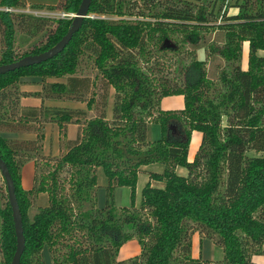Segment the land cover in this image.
<instances>
[{"label":"trees","instance_id":"obj_1","mask_svg":"<svg viewBox=\"0 0 264 264\" xmlns=\"http://www.w3.org/2000/svg\"><path fill=\"white\" fill-rule=\"evenodd\" d=\"M81 2L63 0L57 7L76 14ZM29 5L0 0V65L48 50L72 24L66 16L5 10ZM212 33L221 39L207 40ZM177 35L195 53L173 77L157 75L153 61L157 53L173 50ZM246 43L248 68L243 69ZM200 49L204 59L196 54ZM260 51L264 0H92L88 17L61 53L1 74L0 156L23 214L26 247L20 264H47L44 249L51 264H257L254 258L264 254ZM215 57L224 62L217 78L208 70ZM86 60L105 80L107 94L95 91L99 75L84 74ZM23 78H34L40 89L22 91ZM175 95L184 97L182 109L161 108L164 98ZM27 97L40 99V105L23 104ZM90 111L96 113L89 117ZM72 123L78 125L77 136L68 139ZM153 123L160 124L159 140L151 138ZM46 124L58 131L57 154L45 153ZM194 131L203 137L190 161ZM31 160H36L34 186L26 190L22 169ZM154 163L164 170L149 173L136 204L139 174ZM99 167L109 180L103 207L97 204ZM0 178V264H12L17 232L1 171ZM123 186L131 189L129 207L115 204V189ZM40 193L49 203L33 211ZM203 231L223 249V260L193 257V236ZM132 239L139 242L140 255L120 259L121 247Z\"/></svg>","mask_w":264,"mask_h":264},{"label":"rangeland","instance_id":"obj_2","mask_svg":"<svg viewBox=\"0 0 264 264\" xmlns=\"http://www.w3.org/2000/svg\"><path fill=\"white\" fill-rule=\"evenodd\" d=\"M63 0H27L28 4H30L25 9H19L18 13H28L29 15H36L41 17H48V18H61L64 11L60 10L58 5L61 4ZM204 2H211L212 0H202ZM42 5L43 8L37 9L31 5ZM49 7H57L55 9H49ZM230 12H235V7L229 8ZM181 35L173 36V40L176 43H171L170 45L173 46V50H167L163 53H157L158 59L153 61V64L155 67L158 66L159 71L157 72V75H168L170 77H173L178 73V68L181 65V62L184 61L187 63L191 57L194 55V47L191 44H188L186 42L182 41ZM221 38L219 37V33H212L207 35V40H214L215 42L219 41ZM178 45V46H177ZM248 44H244L243 48V58H242V67L243 69L248 68ZM199 59H204V50L200 49L196 52ZM84 69L86 72L84 74H88L94 78L96 75H99L96 79L97 86L95 87L96 93L99 95H103L104 93L107 94V88L105 87V80L100 76V74H97L98 71L93 68V64L91 60L83 61ZM87 67H86V66ZM224 62L220 57H215L214 60L209 61L208 63V70L209 74L213 78H217L218 75L216 73L219 72L221 67H223ZM34 78H23L21 83V90L22 91H36L38 88V85L35 84ZM53 81V80H51ZM111 92V90H109ZM27 103H32L31 100H27ZM49 103V102H47ZM76 105H79L81 107H86L85 104L76 103ZM184 107V97L181 95H175L168 98L163 99L161 103V108L166 110H180ZM96 112L90 111L89 117L93 116ZM53 127V126H52ZM49 125V137L46 141V147L48 148V153L52 152L57 154L59 152V139H58V131L56 129L52 128ZM161 127L158 123H153L151 128V138L152 140H159L161 138ZM202 133L199 131H194L190 140V146H189V156L188 159L190 161L194 160L199 147L202 143ZM251 154H254V152H251ZM264 155V152L261 153ZM39 166H43V161L39 162ZM185 169L183 167H178L177 172L180 170ZM164 165L160 163H154L150 164L148 166H144L142 168V171L139 174L138 181H137V187H136V204H139L142 198V190L144 186L149 182V173L150 172H163ZM184 171V170H183ZM186 171V169H185ZM34 170L31 165L24 166V183L26 186H29L32 184L34 186ZM0 181L3 182L2 178H0ZM97 181H98V189H97V204L99 207L105 206L106 199H107V186H108V178L105 174V171L102 167H99L97 170ZM157 182H155L156 184ZM154 184V182H153ZM154 184V185H155ZM131 189L127 186L123 187H117L114 192V200L115 204L120 207H129L131 206ZM42 197V196H41ZM46 199V198H45ZM47 200V199H46ZM49 203V200H47L46 205ZM39 206L38 200L34 201V208L33 211L36 210V208ZM202 237L200 239V237ZM141 253V246L139 242L136 239L129 240L126 242L120 249L119 258L120 259H128L140 255ZM44 255L46 257L47 264L51 263L49 260V253L47 249H44ZM192 255L195 258H202L203 260H213V261H220L224 258V252L223 249L216 243L214 239L208 238L206 235V232H197L193 236V249H192ZM255 261L258 264H264V254L258 255L255 257Z\"/></svg>","mask_w":264,"mask_h":264},{"label":"water","instance_id":"obj_3","mask_svg":"<svg viewBox=\"0 0 264 264\" xmlns=\"http://www.w3.org/2000/svg\"><path fill=\"white\" fill-rule=\"evenodd\" d=\"M91 3L92 0H82L77 13L75 14V17L72 20V24L68 32L66 33V35L62 37V39L56 45H54L53 47L49 48L44 52L34 55H27L15 62L0 65V75L19 68L44 62L48 59L53 58L57 54L61 53V51L71 41L73 35H75V33L81 28L84 19L88 17ZM0 171L6 183L8 200L12 208V214H14L13 220H14L15 232H17L16 233L17 245H16V251L12 259V264H20L22 254L24 253L26 247V238L24 234V226H23V218H22L23 214L21 213L19 207L14 179L11 175L7 163L4 161V159H2L1 156H0Z\"/></svg>","mask_w":264,"mask_h":264},{"label":"crops","instance_id":"obj_4","mask_svg":"<svg viewBox=\"0 0 264 264\" xmlns=\"http://www.w3.org/2000/svg\"><path fill=\"white\" fill-rule=\"evenodd\" d=\"M248 46V45H247ZM259 54L260 55H264V51H260L259 52ZM38 88L40 89V87L38 86ZM39 89H37V90H39ZM36 90V91H37ZM169 97H171V96H169ZM166 98H168V97H166ZM165 99V98H164ZM27 100H31V102L32 103H27L26 101ZM163 101V100H162ZM22 103L23 104H25V105H32V106H39L40 105V103H41V101H40V99H38V98H34V97H27V98H23V100H22ZM162 103V102H161ZM49 125L52 127V125L51 124H46V126H45V130H44V132H45V135H46V138H45V142H44V150H45V153H47L48 154V148L46 147V141H47V139H48V137H49ZM52 128H54V129H56V127H52ZM56 131H57V129H56ZM77 131H78V125H76V124H69L68 125V127H67V137H68V139H74V138H76V136H77ZM3 135H5V136H7V137H11V138H21V139H30V138H34L35 137V134H29V133H3ZM34 161H36V160H31V161H28L24 166H28V165H31L32 166V168H33V170H34V173H35V171H36V168H35V164H34ZM184 168V167H183ZM184 170V171H183ZM179 174H181V175H183V176H187V170L185 171V169H182V170H180L179 172H178ZM35 175V174H34ZM22 185H23V188L24 189H26V190H29V189H32V187H33V181H32V184L31 185H29V186H26L25 185V183H24V167H23V169H22ZM154 184H155V182H154ZM156 186H162L163 184L162 183H156L155 184ZM42 196V197H41ZM49 200L48 198V195L46 194V193H40L39 195H38V198H37V200H38V202H39V206H44V205H46V203H47V200ZM199 237H200V235H198ZM202 237H200V239H201ZM49 260H50V262H51V258L49 257ZM254 260H255V258H254ZM0 263H1V255H0ZM257 263V262H256ZM49 264H51V263H49ZM258 264V263H257Z\"/></svg>","mask_w":264,"mask_h":264},{"label":"built area","instance_id":"obj_5","mask_svg":"<svg viewBox=\"0 0 264 264\" xmlns=\"http://www.w3.org/2000/svg\"><path fill=\"white\" fill-rule=\"evenodd\" d=\"M5 10H7V11H11V13L12 12H18L19 11V9H15V8H5ZM68 17V18H74L75 17V14L74 13H63V15H62V17ZM91 17H95L94 15H90Z\"/></svg>","mask_w":264,"mask_h":264}]
</instances>
